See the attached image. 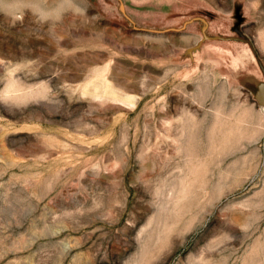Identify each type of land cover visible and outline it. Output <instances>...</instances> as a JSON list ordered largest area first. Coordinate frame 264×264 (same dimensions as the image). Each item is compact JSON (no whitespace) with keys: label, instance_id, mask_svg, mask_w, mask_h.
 <instances>
[{"label":"rangeland","instance_id":"374dc122","mask_svg":"<svg viewBox=\"0 0 264 264\" xmlns=\"http://www.w3.org/2000/svg\"><path fill=\"white\" fill-rule=\"evenodd\" d=\"M0 264H264V0H0Z\"/></svg>","mask_w":264,"mask_h":264}]
</instances>
